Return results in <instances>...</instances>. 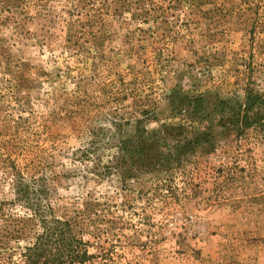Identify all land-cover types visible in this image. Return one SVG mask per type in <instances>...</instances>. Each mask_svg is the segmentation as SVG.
I'll use <instances>...</instances> for the list:
<instances>
[{"label":"rangeland","instance_id":"1","mask_svg":"<svg viewBox=\"0 0 264 264\" xmlns=\"http://www.w3.org/2000/svg\"><path fill=\"white\" fill-rule=\"evenodd\" d=\"M251 93L264 0H0V264L44 220L87 264H264V123L222 119Z\"/></svg>","mask_w":264,"mask_h":264},{"label":"trees","instance_id":"2","mask_svg":"<svg viewBox=\"0 0 264 264\" xmlns=\"http://www.w3.org/2000/svg\"><path fill=\"white\" fill-rule=\"evenodd\" d=\"M204 98L203 95L180 94L178 96V105L180 107H187L190 110V117L198 115L200 119H207L206 109L208 108L204 105ZM261 102L262 98L260 95L248 94L244 113L242 111H234L229 116L227 114L229 112L224 111V114L227 115H223L222 119L225 121V124L234 123L240 128H244L252 123L263 124L264 114L252 110L255 105L260 106ZM205 136L206 133L197 134L184 147H178L177 153L181 154L190 147H194ZM139 137L142 138L143 135L141 134ZM141 141H143V144H141V151L143 152L148 145L143 138ZM138 152H140V146H138ZM43 224L45 225L44 233L38 236V242H35L34 245L29 246L27 249V264H87L90 262L93 255H90L88 250H86V242L80 236L73 233L68 222L62 220H44Z\"/></svg>","mask_w":264,"mask_h":264}]
</instances>
